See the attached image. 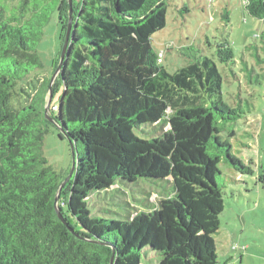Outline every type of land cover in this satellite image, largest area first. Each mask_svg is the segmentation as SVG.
Here are the masks:
<instances>
[{
	"label": "trees",
	"instance_id": "16d2710c",
	"mask_svg": "<svg viewBox=\"0 0 264 264\" xmlns=\"http://www.w3.org/2000/svg\"><path fill=\"white\" fill-rule=\"evenodd\" d=\"M36 1L19 0L9 13L0 0V264H110L112 256V264H143L146 249L158 256L149 264H216L213 235L224 210L219 163L254 174L232 153L235 131L226 125L243 110L224 101L217 64L202 55L169 73L158 61L151 36L166 25L165 0H72L75 29L52 85L53 93L61 90L52 118L73 149L79 146L58 200L64 223L54 208L64 178L43 151L49 81L32 92L19 87L41 67L36 43L46 20L33 29ZM51 1L63 20L62 48L68 16L62 0L45 4ZM242 4L264 25V0ZM260 40L256 52L264 51V29ZM226 41L216 55L231 64ZM246 70L250 83L261 82L262 75ZM22 94L26 103L17 105ZM160 122L169 124L163 134H137ZM142 179L170 180L174 191L130 218L93 215L91 194ZM257 180L264 186V165Z\"/></svg>",
	"mask_w": 264,
	"mask_h": 264
},
{
	"label": "rangeland",
	"instance_id": "374dc122",
	"mask_svg": "<svg viewBox=\"0 0 264 264\" xmlns=\"http://www.w3.org/2000/svg\"><path fill=\"white\" fill-rule=\"evenodd\" d=\"M7 11L17 12L19 0H2ZM64 13L68 16L69 9ZM78 2L79 0H75ZM167 4L166 25L151 36L154 49L163 51L162 65L169 73L195 60L208 56L217 64L223 77L224 101L243 110L235 122L227 123L235 135L230 139L232 153L254 169L253 175L240 174L223 159L219 163L220 174L216 182L223 191L224 210L219 215V229L213 235L217 254L216 264H264V186L257 180L261 165H264V51L260 34L264 29L261 20L251 16L242 0H165ZM39 10L34 14L32 27L39 29V21L46 20L37 40L36 52L41 67L33 69L20 84L25 90H39L46 81L50 82L60 59L63 20L58 2L37 0ZM228 12V20L223 15ZM31 13H25V19ZM76 9H72L73 18ZM228 40L235 62L221 63L216 55L219 44ZM257 54L260 56L259 60ZM262 75L261 82L250 83L247 70ZM56 80V79H55ZM54 80V81H55ZM20 93V92H19ZM61 90L53 93L49 106V117L57 115ZM49 98V94L47 95ZM17 105L25 104L24 95L15 96ZM43 139L44 156L49 164L64 179L72 168V149L68 135L53 121L48 120ZM169 128L166 122L145 125L137 130L143 138L157 137ZM227 132H224L226 137ZM79 147V146H78ZM74 148L75 157L77 156ZM80 150V148H79ZM170 180L155 184L138 180L133 183H116L111 188L95 192L89 197L93 215L114 219H126L142 211L158 206L161 199L173 193ZM61 207L65 210L64 205ZM157 262L158 256L146 249L143 264Z\"/></svg>",
	"mask_w": 264,
	"mask_h": 264
},
{
	"label": "water",
	"instance_id": "95a60500",
	"mask_svg": "<svg viewBox=\"0 0 264 264\" xmlns=\"http://www.w3.org/2000/svg\"><path fill=\"white\" fill-rule=\"evenodd\" d=\"M68 5H69L68 23H67V29H66V32H65L64 42H63L61 53H60V59H59V63L57 65V68H56V70H55V72H54V74H53V76L50 79V82L48 84L49 98H46L45 105H44L45 117L48 120H53V118L49 117V115H48L49 106H50V103H51V100H52V96H53L52 85H53L54 80L56 79V77L58 76V74H59V72L61 70V67H62V64H63V61H64V56H65V53H66V49L68 47L71 35H72V33L74 32V29H75L74 26L72 25V0H68ZM55 123L60 127L61 131L65 132L64 128L62 127V125L58 124L57 122H55ZM71 149H72V156H73L71 171H70L68 177L65 178L62 181V183L59 185L58 190H57L56 195H55V199H54L55 211H56L57 215L59 216V218L62 219L64 223H65V220H64L63 215L61 213V209L58 206V200H59V197H60V192H61L62 187L72 177V174H73L74 169H75L76 159H75V152H74V149H73L72 145H71ZM71 231H72V229H71ZM112 262H113V256L111 257L110 264H112Z\"/></svg>",
	"mask_w": 264,
	"mask_h": 264
},
{
	"label": "built area",
	"instance_id": "2783aa9c",
	"mask_svg": "<svg viewBox=\"0 0 264 264\" xmlns=\"http://www.w3.org/2000/svg\"><path fill=\"white\" fill-rule=\"evenodd\" d=\"M163 55H164V52H163V51H159V52H158V61H159V62H162Z\"/></svg>",
	"mask_w": 264,
	"mask_h": 264
}]
</instances>
